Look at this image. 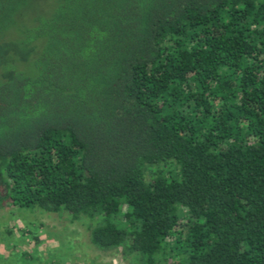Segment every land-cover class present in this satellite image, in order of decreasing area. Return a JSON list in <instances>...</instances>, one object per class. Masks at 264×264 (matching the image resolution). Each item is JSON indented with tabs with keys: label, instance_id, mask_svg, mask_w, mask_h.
Segmentation results:
<instances>
[{
	"label": "trees",
	"instance_id": "trees-1",
	"mask_svg": "<svg viewBox=\"0 0 264 264\" xmlns=\"http://www.w3.org/2000/svg\"><path fill=\"white\" fill-rule=\"evenodd\" d=\"M6 204L131 264H264V0H0Z\"/></svg>",
	"mask_w": 264,
	"mask_h": 264
},
{
	"label": "rangeland",
	"instance_id": "rangeland-1",
	"mask_svg": "<svg viewBox=\"0 0 264 264\" xmlns=\"http://www.w3.org/2000/svg\"><path fill=\"white\" fill-rule=\"evenodd\" d=\"M31 4H34L32 1ZM33 5H29L33 10ZM38 6V5H35ZM28 8V7H27ZM22 13L27 19V9ZM0 264H131L120 248L99 250L86 222L6 204L0 208Z\"/></svg>",
	"mask_w": 264,
	"mask_h": 264
}]
</instances>
